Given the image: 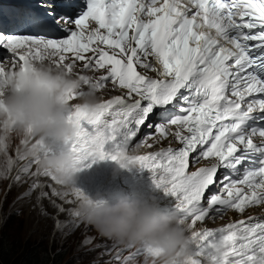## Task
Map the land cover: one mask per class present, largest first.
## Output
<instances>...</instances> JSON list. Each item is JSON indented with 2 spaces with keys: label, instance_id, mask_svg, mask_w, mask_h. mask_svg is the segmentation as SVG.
<instances>
[{
  "label": "snow or ice",
  "instance_id": "1",
  "mask_svg": "<svg viewBox=\"0 0 264 264\" xmlns=\"http://www.w3.org/2000/svg\"><path fill=\"white\" fill-rule=\"evenodd\" d=\"M11 23L40 33L0 24V73L47 62L101 93L98 108L69 107L64 114L74 128L73 172L104 159L149 171L189 225L183 264H264V218L245 215L264 206V126L249 124L264 125V115H254L264 113V0H38ZM105 91L119 94L104 98ZM62 100L73 104L77 94ZM0 133V152L8 156L0 177L15 169L12 179L27 184L25 197L64 200L68 194L44 180L62 185L39 167L50 149L28 130L20 145L34 154L17 149L13 159L8 139L15 129L2 126ZM165 140L167 147L129 158L135 148ZM68 211L74 229L82 213ZM229 211L242 218L215 230L194 227ZM141 255L156 264L159 252L140 244L128 256L117 251L115 264H137Z\"/></svg>",
  "mask_w": 264,
  "mask_h": 264
},
{
  "label": "clouds",
  "instance_id": "2",
  "mask_svg": "<svg viewBox=\"0 0 264 264\" xmlns=\"http://www.w3.org/2000/svg\"><path fill=\"white\" fill-rule=\"evenodd\" d=\"M69 92L77 94L76 103L63 102ZM101 99L92 87H83L75 72L69 74L61 67L38 63L27 65L23 73L19 69L0 73V125L14 128L19 137L30 130L47 149L63 145L65 150L40 159V166L61 183L72 180L74 159L68 150L74 128L64 114L69 107L94 110ZM0 156L7 159L2 152ZM79 210L99 235L121 245L144 244L158 250L156 264H183L189 225L176 211H163L155 199L125 196L111 203L82 201Z\"/></svg>",
  "mask_w": 264,
  "mask_h": 264
},
{
  "label": "rangeland",
  "instance_id": "3",
  "mask_svg": "<svg viewBox=\"0 0 264 264\" xmlns=\"http://www.w3.org/2000/svg\"><path fill=\"white\" fill-rule=\"evenodd\" d=\"M1 10L2 13H6L8 9L3 7ZM44 200L37 203L35 195L30 199H23V197L20 196L19 190L10 189L9 198L6 197L0 208V218L2 219H0V227L6 225L11 230L10 234L14 239L16 238L14 233H21L23 244L31 242L42 244V247H47L48 250L52 248L55 252L60 249H62L60 252L65 249H70L72 252L85 255L88 252L89 245L83 246L82 242L86 238L94 239L95 235H99L94 227L82 219L79 221V226L73 229L71 225L68 224V221H63L68 218V213L65 211L58 213L57 208L53 206V201L55 205H59L58 202L56 200ZM15 210L19 211L16 213L14 212ZM55 214L63 217L59 216L62 218L59 223L61 222L60 224L66 225L65 227H57L58 222L56 223L54 220ZM59 217L56 218V220L60 219ZM213 222L214 221H211L207 225L217 223ZM116 254L117 253H109L103 259L100 258L98 262L96 261L98 257L94 259L90 256L89 261L84 262V264H106V262L109 261L115 263L114 257ZM143 263L145 264V259ZM148 263H151V259H148Z\"/></svg>",
  "mask_w": 264,
  "mask_h": 264
},
{
  "label": "trees",
  "instance_id": "4",
  "mask_svg": "<svg viewBox=\"0 0 264 264\" xmlns=\"http://www.w3.org/2000/svg\"><path fill=\"white\" fill-rule=\"evenodd\" d=\"M10 232L6 225L0 227V264H84L89 261L90 256L96 259L101 253L96 249L85 255L70 249L55 252L52 248L48 250L47 247H42V244H23L21 233H14V239Z\"/></svg>",
  "mask_w": 264,
  "mask_h": 264
},
{
  "label": "bare ground",
  "instance_id": "5",
  "mask_svg": "<svg viewBox=\"0 0 264 264\" xmlns=\"http://www.w3.org/2000/svg\"><path fill=\"white\" fill-rule=\"evenodd\" d=\"M33 2H37V0H32ZM8 9H10L11 11H13V12H16V11H18L19 9H20V6L19 5H15V4H11V5H9V7H8ZM140 70H142V71H144L143 69H140ZM109 87H110V85H109ZM109 92H112V91H109ZM104 93H108V91L106 92H104ZM113 93V92H112ZM71 175H72V180L69 182V183H62V184H64V185H66V186H68L69 187V190H70V193H72L74 196H75V192H79V193H85L87 190H88V178H90L88 175H87V173H86V170H85V167H83L80 171H78V172H71ZM56 177V176H55ZM76 178H77V181H76ZM57 179V178H56ZM59 181V180H58ZM79 187H82V189H79ZM87 195H88V193H87ZM86 195V196H87ZM80 197H81V195H80ZM79 197V198H80ZM78 198V199H79ZM77 199V198H76ZM44 201H46V200H44ZM57 204V203H56ZM257 209H262V208H264V206H259V207H256ZM65 209V208H64ZM260 211H263L264 212V210L262 209V210H260ZM66 214V213H65ZM59 216L58 215H56L55 216V219L56 218H58ZM231 217V216H230ZM233 217V216H232ZM60 218V217H59ZM1 219V218H0ZM232 219V218H231ZM2 220V219H1ZM230 221V220H229ZM233 221H235V220H233ZM57 223V222H56ZM61 223V222H60ZM210 223V222H209ZM214 223V222H213ZM220 222H218V224H219ZM226 225V223H224L223 224V226L222 227H224ZM194 227H196V228H201V226L197 223ZM219 228H221L220 226H216L215 228H213V229H209V230H215V229H219ZM202 229V228H201Z\"/></svg>",
  "mask_w": 264,
  "mask_h": 264
}]
</instances>
